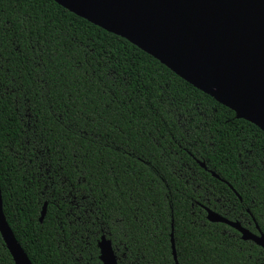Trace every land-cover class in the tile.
I'll use <instances>...</instances> for the list:
<instances>
[{"label": "trees", "instance_id": "obj_1", "mask_svg": "<svg viewBox=\"0 0 264 264\" xmlns=\"http://www.w3.org/2000/svg\"><path fill=\"white\" fill-rule=\"evenodd\" d=\"M0 189L32 264H264L205 212L264 234V132L54 0H0Z\"/></svg>", "mask_w": 264, "mask_h": 264}, {"label": "water", "instance_id": "obj_2", "mask_svg": "<svg viewBox=\"0 0 264 264\" xmlns=\"http://www.w3.org/2000/svg\"><path fill=\"white\" fill-rule=\"evenodd\" d=\"M54 1L105 31L124 38L193 87L231 109L236 118L244 119L264 132V79L253 75L247 67L249 64L242 61L241 56L246 53L233 41V32L227 29L219 0H156L166 16L168 33L149 24L146 12H139L142 0ZM199 164L206 168L204 162ZM211 175L219 178L213 171ZM45 210L46 202L39 222ZM205 211L208 221L227 224L240 233L241 239L250 240L264 250V235L257 224L259 233L255 234L239 221L229 220L208 207ZM0 236L14 264H32L5 218L1 189ZM170 242L174 262L178 264L173 232ZM97 247L102 264H118L111 240L104 234L100 235Z\"/></svg>", "mask_w": 264, "mask_h": 264}, {"label": "bare ground", "instance_id": "obj_3", "mask_svg": "<svg viewBox=\"0 0 264 264\" xmlns=\"http://www.w3.org/2000/svg\"><path fill=\"white\" fill-rule=\"evenodd\" d=\"M218 3L223 8L227 29L233 32V41L246 53L241 56L242 61L249 64L247 67L253 75L264 79V0H219ZM140 7L139 12L148 14L149 24L168 33L166 16L156 0H142Z\"/></svg>", "mask_w": 264, "mask_h": 264}, {"label": "flooded vegetation", "instance_id": "obj_4", "mask_svg": "<svg viewBox=\"0 0 264 264\" xmlns=\"http://www.w3.org/2000/svg\"><path fill=\"white\" fill-rule=\"evenodd\" d=\"M222 206V208L224 209V205L222 204L221 205ZM209 208V207H208ZM213 210V209H212ZM245 210H246V212L248 213V215L250 216V218H251V220H252V223L254 224V229H255V231H252L250 228H249V226L251 225V222L250 221H248L247 220V218H245V217H243V220L242 221H239V220H237V219H235V220H232V219H230V218H228V216L229 215H226V214H229L228 212H222V213H219L220 215H222V216H224L225 218H227V219H229V220H232V221H239L240 223H241V225L242 226H244V227H246L247 229H249L251 232H253V233H255V234H258L259 233V230H260V228H259V230H258V228L256 227V223H255V221H254V218L253 217H251V213L249 212V210H248V208H245ZM215 211V210H214ZM229 211V210H228ZM206 212V211H205ZM223 224H225V223H223ZM225 225H227V224H225ZM237 231V230H236ZM261 231V230H260ZM238 232V231H237ZM262 232V231H261ZM239 233V232H238ZM263 233V232H262ZM240 234V233H239ZM264 235V234H263ZM250 241V240H249ZM252 242V241H251ZM255 244V243H254ZM260 247V246H259Z\"/></svg>", "mask_w": 264, "mask_h": 264}]
</instances>
